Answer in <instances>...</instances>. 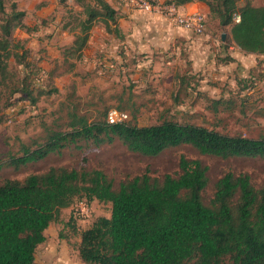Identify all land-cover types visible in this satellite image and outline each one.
Wrapping results in <instances>:
<instances>
[{
	"label": "trees",
	"instance_id": "trees-1",
	"mask_svg": "<svg viewBox=\"0 0 264 264\" xmlns=\"http://www.w3.org/2000/svg\"><path fill=\"white\" fill-rule=\"evenodd\" d=\"M165 1L177 6L205 2L220 25L229 28L225 46L235 44L247 53L264 55V4L247 1L240 6L238 0ZM84 12L86 18L79 23L80 31L66 49V53L78 58L88 46L98 20L108 32H119L118 27L112 28V24L117 26L118 17L108 0H90ZM235 15L241 16L240 22L234 21ZM25 16L16 0L11 2L10 13L6 11V0H0V86L10 76V58L19 56L17 48L22 45L12 36L15 30L26 27ZM229 61L235 59L229 57ZM241 84L243 90L255 88L248 78L239 79L238 86ZM16 91L36 104L39 96L26 81ZM250 98L249 94L243 97ZM233 105L231 98L211 101L215 112L221 106ZM107 113L103 119L89 121L77 109L70 110L68 129L49 131L45 142L36 148L24 145L21 156L0 160V167L20 169L51 154H62L66 148L82 150L117 140L130 151L146 156H157L188 143L201 154L221 158H264V134L249 137L175 120L150 125L110 123ZM180 169L162 178L152 177L147 170L126 178L117 187L102 169L64 166L31 173L23 180L0 181V264H36V250L46 241L48 227L59 221L63 209L80 200L112 205L110 217H98L80 232V256L88 264H264V185L254 186L248 173L228 171L217 180L206 202L203 191L209 184L208 166L200 159L182 156ZM66 224L75 229L73 219Z\"/></svg>",
	"mask_w": 264,
	"mask_h": 264
},
{
	"label": "rangeland",
	"instance_id": "rangeland-1",
	"mask_svg": "<svg viewBox=\"0 0 264 264\" xmlns=\"http://www.w3.org/2000/svg\"><path fill=\"white\" fill-rule=\"evenodd\" d=\"M16 1L19 9L26 12V27L13 33L14 41L22 47L17 48V58H10V76L0 86V160L21 156L24 145L36 148L46 141L51 130L68 129V113L74 108L89 121L103 119L109 110L118 109L128 114L127 121L139 125L175 120L249 137L264 134V56L256 57L235 44L225 46L229 28L222 27L215 15L207 14L201 34L179 33L175 38L156 39L146 48L134 50L127 41L129 34L135 27L140 33V25L153 19L146 15L127 17L126 26L119 27L120 21L118 26L112 24L113 29L119 28L117 33L108 32L98 20L93 27L98 32L97 39L78 58L66 53V49L80 31L79 23L86 18L84 5L90 0ZM247 1L264 4V0H238V5ZM11 2L6 0L7 13L11 12ZM167 24L181 28L172 22ZM235 53L245 58L229 61ZM243 78L254 82L255 88L243 90V84L239 88L238 80ZM24 81L39 96L36 104L16 91ZM39 91L46 93L39 95ZM246 94L251 95L249 100L243 99ZM221 97L233 99L234 105L221 106L215 112L211 101ZM182 156L200 159L208 166L209 184L203 191L206 202L217 180L228 171L248 173L254 186L264 185V158H221L201 154L188 143L157 156H146L130 151L118 140L82 150L66 148L62 154H51L20 169L4 165L0 167V181L23 180L31 173L64 166L102 169L117 187L126 178L147 170L154 178L179 173ZM75 202L63 209L59 221L52 222L46 230L47 239L36 250V264H88L80 256V232L98 217H110L112 205L94 200L90 203L91 216L77 220L73 217ZM70 219L75 229L66 224Z\"/></svg>",
	"mask_w": 264,
	"mask_h": 264
},
{
	"label": "built area",
	"instance_id": "built-area-1",
	"mask_svg": "<svg viewBox=\"0 0 264 264\" xmlns=\"http://www.w3.org/2000/svg\"><path fill=\"white\" fill-rule=\"evenodd\" d=\"M131 8L142 13L156 14L166 21L175 23L179 27L201 34L206 28V15L199 10L184 11L180 6L165 0H119ZM241 16L235 15L234 21L240 22ZM128 114L118 109H111L107 113V120L110 123L127 121ZM73 216L75 219H87L91 216L90 203L85 200L77 201L74 205Z\"/></svg>",
	"mask_w": 264,
	"mask_h": 264
},
{
	"label": "crops",
	"instance_id": "crops-1",
	"mask_svg": "<svg viewBox=\"0 0 264 264\" xmlns=\"http://www.w3.org/2000/svg\"><path fill=\"white\" fill-rule=\"evenodd\" d=\"M119 1V0H118ZM110 2V1H109ZM112 6L117 10V17H118V21H120V26L119 27H123L126 26V18L127 17H140L138 15H146V18H151L153 19V22L150 23H143L142 25H140V27H142V29L140 30V33H138L139 31L137 30L138 27H135L134 31L132 34H129L131 37L129 38V40H127L128 42H130L129 46L134 50V48H146V46L148 45L149 42H155L156 39H160V38H172V37H177L179 33L181 34H187L190 31L183 29V28H178V29H174L172 28V26L167 24V21L156 14H149V13H142L140 11H137L133 8H131L129 5L122 3V2H117V3H112ZM118 5V6H115ZM181 10L184 11H194V10H199L202 11L206 17L207 14L210 13L209 11V7L205 2L202 1H194V2H190L187 3L185 5L180 6ZM118 26V25H117ZM119 29V28H118ZM142 31V32H141ZM98 36V32L96 30H94V28L91 31V35H90V39L88 44L93 43V41H95L97 39ZM122 43H126V41L122 42ZM120 43V44H122ZM116 43H114L115 45ZM250 54H254V53H250ZM256 57L258 56H264V55H258V54H254ZM232 56L234 57L235 60H243V57L245 58V56L243 54H232Z\"/></svg>",
	"mask_w": 264,
	"mask_h": 264
},
{
	"label": "water",
	"instance_id": "water-1",
	"mask_svg": "<svg viewBox=\"0 0 264 264\" xmlns=\"http://www.w3.org/2000/svg\"><path fill=\"white\" fill-rule=\"evenodd\" d=\"M222 37H223V41H225L226 40V34L224 33Z\"/></svg>",
	"mask_w": 264,
	"mask_h": 264
}]
</instances>
